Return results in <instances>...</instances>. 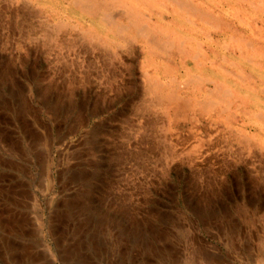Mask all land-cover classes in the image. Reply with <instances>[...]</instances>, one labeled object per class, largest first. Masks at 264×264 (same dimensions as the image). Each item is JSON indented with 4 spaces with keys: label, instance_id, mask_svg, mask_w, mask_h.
I'll list each match as a JSON object with an SVG mask.
<instances>
[{
    "label": "rangeland",
    "instance_id": "374dc122",
    "mask_svg": "<svg viewBox=\"0 0 264 264\" xmlns=\"http://www.w3.org/2000/svg\"><path fill=\"white\" fill-rule=\"evenodd\" d=\"M68 1L0 0V264H264V3L192 0L258 39L237 47L163 0ZM125 7L188 54L150 56ZM147 77L214 112L165 110Z\"/></svg>",
    "mask_w": 264,
    "mask_h": 264
},
{
    "label": "bare ground",
    "instance_id": "6f19581e",
    "mask_svg": "<svg viewBox=\"0 0 264 264\" xmlns=\"http://www.w3.org/2000/svg\"><path fill=\"white\" fill-rule=\"evenodd\" d=\"M140 1H141V3H143V2H146L147 0H138L137 5H139V4L141 5ZM163 1L174 6V8L177 11L173 15L170 16L171 17L170 21H171V24L173 26L175 24H176V26H178L179 21L183 20V21H185V23L186 22L189 23V25H190L189 27L195 28L198 25L197 22H200V23L204 24V26H206V27H208V26L211 27L208 29H210L212 32L209 30V33L207 35V37L211 41H213L214 39L217 40L216 41L217 43H220L222 41H232V43L234 42L233 45L237 46V47L239 46V42H242L247 46L249 45L250 47H251L252 43L254 45L258 46V42H257L258 39H256L255 36H253V37L252 36H245L246 34H242V32H240L234 26H232V23L229 20H227L224 16H222V14L220 16H216L214 14V12H212L209 9H206L203 6H199L195 2H192V0H190V1H188V0H163ZM259 1H261L260 4L256 1H253V0H241V2L253 5L256 8H259L260 5L262 3H264L263 0H259ZM68 2H69L68 3L69 6L71 8L72 7H73V9L77 8L78 10H80L81 12H84L85 14H87L89 16H97V15L104 16L106 21H109L111 19V14H112L111 10H112V8H114L117 5L116 1H112V0H69ZM156 2H157V0H154V1L151 0L150 2L147 3V5L149 6L150 3H151V5H155ZM144 5H146V4H144ZM136 9H137V7H135V8L125 7L124 18H127L128 25H127V29L126 28H124V29H126L127 31H130L134 34V36H132L133 39L139 38L144 42L145 46L149 50L148 54L150 56H151V53L173 54L174 52H176L179 55H187L188 54V53H186L185 44H184L186 42L185 40L188 39L187 37L186 38L183 36L181 37L180 34H178L176 32H174V33L170 32L169 27H166V26L161 27L157 24H153L151 21V18L146 17V15L140 11V8H138L137 10ZM163 20H166V19L164 18ZM67 22H68V20H67ZM59 24H60V22H59ZM66 27H67V25H65L64 22H61L59 28L55 29V30L61 31L62 29H65ZM124 29H119V31H126ZM98 32L101 33L100 30ZM212 34H214V36H212ZM214 37H216V38H214ZM222 37H224V38H222ZM89 38L96 40V38H98V37H96V36L91 37L90 36ZM208 62L212 64L211 66H213L214 61H208ZM250 62L252 64H254L253 65L254 67L259 66L258 65L259 63L257 61L254 62L253 59ZM204 64H207V63H204ZM220 68H222V67H220ZM238 78H239V76H238ZM155 79H153L151 77L146 78L148 96L152 97L153 102L160 104V106H162V105L165 106L166 107L165 110H169L170 108H173V107H176V109L183 111V112H186L188 110H191V109L197 108V107H198V109H196V110L201 111V110H204V108H205V110L209 111L210 113L214 110L213 104H215V103H213V102L211 103L209 101L210 102V103L208 102L209 105L205 106V104H204V106H203V103H201L202 101L200 103L198 101H196L195 103L193 102L194 104H192V101L190 99H188L186 96H184V94L182 95L177 88L173 87L172 85H168V83H163V82H160V81L155 80ZM179 83H180V81H179ZM210 83H212V82H210ZM187 84H188V82H187ZM184 86H186V84L179 85L178 88H183ZM229 93H233V91L232 92L230 91ZM199 107H201V108H199ZM193 110H195V109H193ZM256 116H257V113H256ZM260 117L261 116H259V118Z\"/></svg>",
    "mask_w": 264,
    "mask_h": 264
}]
</instances>
